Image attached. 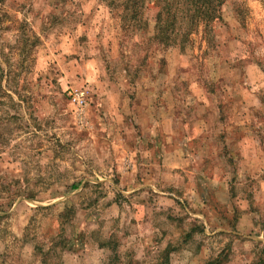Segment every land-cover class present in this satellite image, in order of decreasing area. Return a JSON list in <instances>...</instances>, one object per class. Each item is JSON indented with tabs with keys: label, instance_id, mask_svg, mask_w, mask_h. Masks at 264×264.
Segmentation results:
<instances>
[{
	"label": "clouds",
	"instance_id": "clouds-1",
	"mask_svg": "<svg viewBox=\"0 0 264 264\" xmlns=\"http://www.w3.org/2000/svg\"><path fill=\"white\" fill-rule=\"evenodd\" d=\"M0 264H264V0H0Z\"/></svg>",
	"mask_w": 264,
	"mask_h": 264
}]
</instances>
